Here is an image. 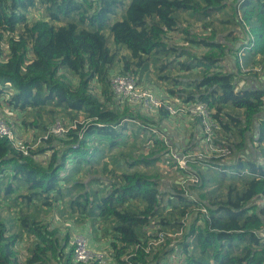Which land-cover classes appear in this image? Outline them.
<instances>
[{"label":"trees","instance_id":"16d2710c","mask_svg":"<svg viewBox=\"0 0 264 264\" xmlns=\"http://www.w3.org/2000/svg\"><path fill=\"white\" fill-rule=\"evenodd\" d=\"M236 3L0 0V106L21 112L48 106L74 119L83 115V122L65 126L63 135L42 136L47 146L34 150L26 144L27 154L0 137V197L19 213L18 226L0 218V264H84L73 260L69 234L62 240L57 226L30 211L58 202L60 213L64 210L72 219L80 215L112 221V264H161L171 254L179 255L182 264H264V118L255 125L264 108V89L237 88L234 74L223 64L230 41L236 39L235 48H240L238 27L245 24L252 41L241 48L248 57H257L255 66L264 65V0ZM228 7L234 22L224 36L213 17ZM33 8L41 9L44 18L29 21L27 12ZM106 31L130 54L123 61L124 74L142 78L141 71L151 66L157 80L169 87L168 96L204 103L219 126L215 145L229 148L233 156L257 130L258 157L243 151V157L228 164L189 159V168L178 171L196 181L185 188L176 183L166 191L160 188L159 171L144 169L171 161L166 157L168 140L151 117L116 99L110 85L116 55ZM193 71L189 77L179 74ZM157 111L169 116L164 106ZM189 126L202 141L200 118ZM221 134H226L223 139ZM40 155H47L45 162ZM83 173L86 180L73 178ZM225 181V191L211 188H221ZM190 189L197 194L190 197ZM152 222L184 232L179 248L155 250L150 239L157 236L146 230ZM22 234L35 240L25 259L16 247Z\"/></svg>","mask_w":264,"mask_h":264},{"label":"rangeland","instance_id":"374dc122","mask_svg":"<svg viewBox=\"0 0 264 264\" xmlns=\"http://www.w3.org/2000/svg\"><path fill=\"white\" fill-rule=\"evenodd\" d=\"M232 4L229 2V5ZM27 17L29 21L36 20L38 18H44V12L41 9L33 8L30 9L27 12ZM185 17L187 15L185 14ZM215 19V26L219 30V33L223 34L224 36L227 35L229 28H232V23L234 22V19L231 14L230 7H228L223 12H219L213 17ZM190 23H192L194 26H199L200 23L198 22H192L188 19ZM56 25L62 24V22H54ZM240 27H238L239 30ZM192 30H194L192 28ZM195 31V30H194ZM200 33H204L203 30H200ZM107 36V43L111 49L112 52L115 53V63L113 67L110 70V76L112 74H121L122 72V66L124 58H129V52L123 47L117 46L113 43L109 32L106 31ZM176 36V35H173ZM176 40L179 42H182L180 40V37H175ZM235 42L236 39L230 41V54L233 55V57L228 56L227 60L233 64V61L235 60V67H237V57H236V48H235ZM233 69V70H234ZM134 69L130 70L133 72ZM232 70V71H233ZM142 72V78L137 77V82L146 88H149L152 91H155L158 88L162 89V92L165 96L168 98H172L173 96H168V86L159 82L156 78V75L154 74L153 67L149 66L147 70L141 71ZM176 74V73H175ZM182 74L183 77H189L191 75L195 74V71L192 73H179ZM96 91L98 92V86L96 85ZM166 91V92H165ZM155 93L158 94L157 91ZM118 99V98H116ZM1 100V99H0ZM121 103V106H124V104L129 105V110L133 112H139L142 114H145L149 117H151L154 121L157 122V124L154 125L156 130H162L165 134V140H168L169 146L174 147V145H178V149L181 152V154H193L194 152H202L205 153L209 148L207 144H205L203 141H201L200 133L196 132L195 127L189 126L190 118L188 116L179 114L175 117L170 116H164L162 114H159L157 109L153 110H146L139 104H131L124 102L123 99H118ZM176 103V102H175ZM160 112V111H159ZM0 114L7 116V120H11L13 123V127L15 131L18 133L20 138L27 144L28 146L32 147L34 150L37 148V146H47L45 142H42L41 138L44 135L45 129L47 127H51L56 123L62 124L64 127L67 126V128H71L75 126V122L82 121L83 122V115L79 114L76 119L72 118V116H69L65 110L61 108H52L46 106L45 108L41 110H28L27 112H21L18 117H14L10 111V108L6 106H0ZM65 123V124H64ZM195 132L194 139L191 137V133ZM257 130H253L252 137L248 138L246 140L247 146L241 148V149H235L234 153L239 155V152L243 155L244 153L249 152L251 155H258L260 152V148L256 143L257 138ZM226 134H221L220 139H223V136ZM43 139V138H42ZM233 140H235V137H232ZM192 140V142H191ZM237 140H235L236 142ZM139 142V141H138ZM195 143V147L197 148L195 151H193L192 144ZM54 143H57V141H54ZM199 144V145H198ZM175 145V147H177ZM247 147V148H246ZM261 148L263 146L261 145ZM174 149V148H173ZM177 149V148H176ZM143 150H137V153H142ZM45 154H50L49 152H45ZM117 154V152L115 153ZM133 155H136L135 153H132ZM39 159L43 162L46 161L47 155H40L38 156ZM166 157H169L171 159L170 162L167 161H160L157 163L152 169H144L145 171L151 172L154 170L159 171L160 173V188L163 190H168L170 188V185L173 183L185 185L190 182L188 178L183 175L181 172L178 171V165L173 160V158L168 154ZM70 167V165H69ZM109 167H112L109 165ZM98 174H101V172H98ZM83 174L74 175L73 178H82L86 180L83 176ZM103 178V177H102ZM104 179V178H103ZM226 184H228L227 181L223 183V186L221 188L217 186H212L211 188H218L219 190L217 193H221L224 190ZM188 194L190 197L194 196V194H197V191L195 189H190L188 191ZM63 208V205L61 203H57L53 207L45 208L41 205L38 206V209L30 208V211L32 214H38V217L41 218L44 222L49 223L52 227L57 226L59 229V235L60 238L63 240L64 236L66 234H69L70 240L68 246H73L74 241L77 235H82L85 237L89 247L92 250H95L96 252H101L105 255V257H110L112 250L110 248V242H111V225L112 221H107L103 219H89L86 217H82L80 215L75 216L73 219L70 218L66 211L63 210V213H60V210ZM18 209L15 206L10 207V204L3 200L2 197H0V218L6 217L9 219L13 224L16 226L19 225L18 222ZM196 211V210H195ZM194 211L192 214L188 216V221L192 220ZM156 222V221H155ZM146 230L148 234L151 236L156 235L157 237H152L150 240L152 242V247L155 250L163 251L166 248H179V245L177 242L181 240L182 232L175 233L172 230H169L166 226L161 225L160 223H154L152 222L149 226L146 227ZM166 233L167 238L163 237ZM169 239V240H167ZM35 240L27 236L26 234H22V240L17 243V249L20 251L21 256L23 259L27 256L26 248ZM168 260H162L161 264H182V259L179 257V255L171 254L167 258ZM50 264H57L54 261H51Z\"/></svg>","mask_w":264,"mask_h":264},{"label":"built area","instance_id":"2783aa9c","mask_svg":"<svg viewBox=\"0 0 264 264\" xmlns=\"http://www.w3.org/2000/svg\"><path fill=\"white\" fill-rule=\"evenodd\" d=\"M228 3L236 4V0H227ZM237 17L241 19L240 10H237ZM248 27L243 24L239 28L238 43L237 46L240 47L237 49V67L232 71L237 81V88L244 86V77L252 76H261L264 73L263 66L247 67L243 60V47L242 45H247L252 41V37L247 33ZM110 85L111 89L118 99H123L126 102L131 104H139L146 110L157 109L160 106H164L168 111L170 117H175L179 114L188 116L191 120L195 117L200 118L201 131L203 134L202 141L207 144L208 150L205 153L194 152L193 154H181L179 149L170 147L169 155L178 165V170H186L189 168L188 160H211L215 163H230V161L239 157L238 154L232 155V152L227 147H221L215 145L213 138L216 135L219 126L217 122L211 117L207 111L206 105L201 102H183L179 98H168L161 91L150 90L149 88L141 86L136 77L131 73H121V74H112L110 76ZM176 102V103H175ZM264 109V108H263ZM12 115L18 114L19 111L10 109ZM11 120H7V116L0 114V137L7 138L14 147L21 150L24 154H27V145L20 138L18 133L13 127ZM67 128H65L59 122L49 127L48 131L43 135V139L48 137V134H54L61 136L66 133ZM165 139V137H164ZM174 148V149H173ZM188 180L196 181V179L190 174H183ZM181 184V182H179ZM183 185V184H182ZM185 188V185H183ZM204 211V209L202 210ZM73 260L76 262H81L84 264H112L111 256L105 257L101 252H96L92 250L85 237L82 235H77L73 245Z\"/></svg>","mask_w":264,"mask_h":264},{"label":"crops","instance_id":"0c3cea01","mask_svg":"<svg viewBox=\"0 0 264 264\" xmlns=\"http://www.w3.org/2000/svg\"><path fill=\"white\" fill-rule=\"evenodd\" d=\"M230 57H233V55H229ZM242 60L243 62L250 66V67H254L255 65H257V57H254L252 56L251 58L248 57V53H246L245 55V52L243 54V57H242ZM233 61V64H231L230 61H228L227 59L224 60V65L229 69V70H233L234 67H235V60H231ZM244 79V87H248V86H259V87H262L264 89V73L261 75V76H252V75H249V76H246L243 78ZM21 111L18 112V114L16 115H13L14 117H18L20 115ZM264 118V109L263 111L260 113V115L256 118V122H255V125H257L259 122L260 119ZM249 134V133H247ZM249 153V152H247ZM246 153V154H247ZM259 155V154H258ZM239 156L240 157H243V155L241 154V152H239ZM251 156V154L249 153V155L247 157ZM257 156V155H256ZM253 158H256L254 155H252ZM258 157V156H257ZM259 159V158H258Z\"/></svg>","mask_w":264,"mask_h":264}]
</instances>
